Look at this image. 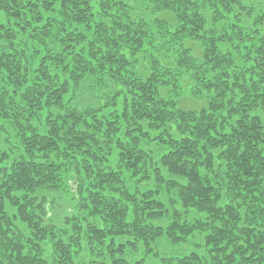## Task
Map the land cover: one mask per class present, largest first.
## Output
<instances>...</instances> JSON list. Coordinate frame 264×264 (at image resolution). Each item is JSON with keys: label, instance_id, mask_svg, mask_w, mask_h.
Returning <instances> with one entry per match:
<instances>
[{"label": "trees", "instance_id": "1", "mask_svg": "<svg viewBox=\"0 0 264 264\" xmlns=\"http://www.w3.org/2000/svg\"><path fill=\"white\" fill-rule=\"evenodd\" d=\"M143 1L0 0L14 23L0 24V126L10 120L18 139L10 147L0 127V264H128L138 242L151 255L162 236L199 240L205 254L161 264H264V0H151L168 20L148 19L156 8ZM75 11L100 16L92 40ZM30 21L47 53L38 69L14 46ZM170 31L202 40V58L165 43L171 61L147 55ZM50 60L74 72L52 79ZM93 72L113 79L119 114L62 109L67 79ZM183 76L204 108L162 95L183 90ZM150 143L164 149L158 160ZM151 178L158 189L140 191ZM164 214L169 225L155 226Z\"/></svg>", "mask_w": 264, "mask_h": 264}, {"label": "rangeland", "instance_id": "2", "mask_svg": "<svg viewBox=\"0 0 264 264\" xmlns=\"http://www.w3.org/2000/svg\"><path fill=\"white\" fill-rule=\"evenodd\" d=\"M143 3L146 6L147 5L150 6V4H152L156 8V14L153 15H150V12L147 9L148 19L159 18L162 20H168L170 18V15L166 14L168 11L162 10L161 7L156 6L154 2H152L151 0H145L143 1ZM136 9H138L137 6ZM114 10L115 9H113L112 12H114ZM51 11H53L51 13H55L54 8ZM75 13L77 15L86 16L83 22H77L76 28L78 29V31L82 32L86 36V39L88 38L92 40L94 38L93 35H95L94 33L95 29L93 27L100 18V16H90L92 12L89 13V11H87L86 13L75 11ZM43 15L45 16V13H43L42 16ZM0 24L6 26L10 24L8 27L14 26V23L12 21L10 23L7 21L2 11H0ZM40 26L41 24L38 21H30L28 22V25H26L25 23H21L20 27L13 29L16 35V38L14 40V46L19 51V53L23 54L25 57L29 59L31 63V67L33 69H38L40 65L43 64L42 59H45V57L47 56V53L45 52V48L40 45L41 44V42L39 41L40 39L37 42V40L34 39L35 33L32 34V32L38 30ZM263 30H264V26H263ZM173 31H170L169 34L166 36L165 42H159L157 44L150 43V45H145L144 51H146V54L156 55L157 52L160 51V49L162 51L163 47L161 46V43H165L168 44L167 48L169 47V49L172 51H175L178 45L187 47L191 50V55L196 59L200 60L203 54L202 40L190 38V37L183 38V36L178 34L176 35L175 32ZM165 52L166 50L164 49L162 52H160L161 55L165 57L162 59L163 64H165V61L167 60L171 61L170 54L168 53L166 54ZM31 58H32V62H31ZM65 63H67V59L65 60ZM172 64L173 62H171L169 65ZM47 65L51 78L58 79L59 81H65L66 77L70 73L72 74L74 72V69H72L70 66L67 67L66 71L63 68L65 67L63 65L57 67V62L53 60H50L47 63ZM32 77H34V75H32ZM67 80L69 81V88L67 93L64 94L61 98L62 109L71 108V106H73L75 108L77 107L80 110L86 108L101 109L104 115L109 113H116V114L120 113L122 97H117L116 105L114 106H112V103L108 100L109 96L107 91L114 92L116 90L114 81L113 79L109 78V76L106 77L98 72H93L90 74L84 73L83 78L77 83H73V81L72 80L70 81L69 79ZM165 81L167 80L165 79ZM182 81L184 83L183 90H174L171 88H167L166 90L162 89L163 90L162 95H164V97L169 96V98L173 100L174 104L178 108L184 111L185 110L195 111L204 108L206 102L204 100L203 95L195 94L194 91L190 90L191 83L186 76H183ZM0 127H2L3 129L1 138H4V140L8 142V145L10 147L17 145L18 142V139H16L17 133L15 132L14 130L15 128L10 122V120L3 121V125ZM157 145L150 143V144H146L145 147L146 150L153 151L152 155L155 157V160H158L159 155H161L164 151V149L161 146H157ZM112 158L114 159L113 160L111 159V162L112 163L114 162V167H115L117 157L114 154V157ZM123 174L125 180H127V185L131 189L136 188L137 184H135V182H132V180H130V177L132 175L131 172L127 171V172H123ZM140 187H141L140 191L141 190L143 191L146 189L157 190L159 186L151 178L148 181H143ZM161 195L162 196H160V198L164 202V204L169 205L167 201L168 200L167 192L163 190ZM171 220L172 218L169 214H164L160 219L153 221V224L155 226L166 227L169 225ZM122 241H123L122 239H117L118 243ZM83 243H85V241ZM136 246H137L136 252L125 254V258L128 264H134V262L139 259H142L144 261V264H161L162 258L179 259L190 252H196L200 255L205 254L203 243L199 240L196 241L195 243L194 242H190L186 244L181 242L173 243L166 236L159 237L155 240V248L153 249V253L151 255L145 254L141 243L138 242ZM126 251L129 250L126 249ZM88 261L89 259H82L83 264H87Z\"/></svg>", "mask_w": 264, "mask_h": 264}]
</instances>
